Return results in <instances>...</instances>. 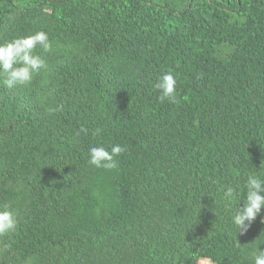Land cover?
Listing matches in <instances>:
<instances>
[{
    "label": "trees",
    "instance_id": "1",
    "mask_svg": "<svg viewBox=\"0 0 264 264\" xmlns=\"http://www.w3.org/2000/svg\"><path fill=\"white\" fill-rule=\"evenodd\" d=\"M38 30L49 70L0 81V204L18 214L0 264H252L264 209L240 235L220 196L264 161V0H0V42ZM98 143L126 146L117 168L87 163Z\"/></svg>",
    "mask_w": 264,
    "mask_h": 264
},
{
    "label": "clouds",
    "instance_id": "2",
    "mask_svg": "<svg viewBox=\"0 0 264 264\" xmlns=\"http://www.w3.org/2000/svg\"><path fill=\"white\" fill-rule=\"evenodd\" d=\"M13 19V17H10ZM52 41L48 32L38 30L28 35L17 36L11 40L0 42V81L8 89L29 85L35 76L49 70V65L43 53L52 51ZM159 93L158 99L169 103L176 101L177 76L172 71L162 72L153 85ZM97 128L92 134L99 135ZM80 133L88 134V129L81 127ZM126 151V146L103 143L92 145L88 149L87 163L96 168L112 170L118 166V157ZM215 183V182H213ZM220 200L225 209L231 212V223L237 234H244L264 209V161L259 171L249 172L243 184V196L239 184H225L221 189ZM238 200L242 202L237 203ZM215 204V200H214ZM264 223V221H262ZM18 214L10 203L0 204V238L9 236L16 231ZM252 252L249 254L252 264H264V231L252 242ZM237 241V247H240ZM10 244L0 243V255L10 250ZM199 264H213L211 257H200Z\"/></svg>",
    "mask_w": 264,
    "mask_h": 264
}]
</instances>
